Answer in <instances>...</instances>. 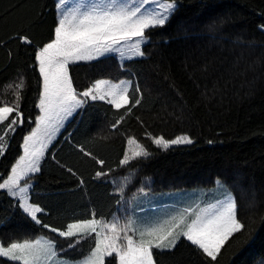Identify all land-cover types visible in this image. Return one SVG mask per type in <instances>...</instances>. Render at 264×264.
Segmentation results:
<instances>
[{"label": "trees", "instance_id": "1", "mask_svg": "<svg viewBox=\"0 0 264 264\" xmlns=\"http://www.w3.org/2000/svg\"><path fill=\"white\" fill-rule=\"evenodd\" d=\"M176 3L175 14L163 27L147 30L144 57L121 63L106 56L70 65L77 91L96 80L128 79L140 86L141 103L117 129L112 125L124 109L102 100H89L67 124L30 180L31 201L44 209L38 216L41 224L0 189L4 246L47 237L65 252L66 238L43 224L66 230L75 221L113 217L120 202L141 189L158 193L212 189L221 181L235 196L238 219L246 231L236 234L215 262L184 238L171 252L154 249V259L157 264L264 263V0ZM56 5L57 0H0V106L15 102L14 88L8 85L21 77L25 82L20 99L24 122L9 133L8 147L0 156L4 178L23 155V139L41 114L37 105L42 78L35 54L54 39ZM21 35L32 44H23ZM184 135L193 143L166 151L152 140ZM129 138L151 155L122 166L125 152L131 156L130 149H135L128 145ZM81 147L96 159L84 155ZM97 172L107 175L98 178ZM121 187L123 193L118 192ZM114 257H107L105 264H119ZM0 264L17 262L0 257Z\"/></svg>", "mask_w": 264, "mask_h": 264}, {"label": "snow or ice", "instance_id": "2", "mask_svg": "<svg viewBox=\"0 0 264 264\" xmlns=\"http://www.w3.org/2000/svg\"><path fill=\"white\" fill-rule=\"evenodd\" d=\"M56 7L58 19L54 39L39 47L35 54L42 78V91L37 105L41 114L36 118V127L23 139V155L16 160L6 178L0 175V189L17 197L18 206L36 224H41L38 214L43 213L44 209L29 202V181L32 174L40 171L45 151L63 122L83 108L89 99L103 100L117 110L124 109L112 125L113 129H117L133 108L140 105L142 99L140 86H134L132 81L113 84L108 80H96L91 87L77 92L70 75V65L96 60L111 52L125 57V50L132 53L127 59L145 56L141 46L149 40L147 30L163 27L175 14L178 5L176 0H92L87 4L81 2L69 6V0H58ZM261 29L264 30V25ZM19 39L23 44H32L26 35H21ZM8 87L14 88L15 102L12 106H0V125H3L0 132V156L5 154L8 147L9 133H14L16 127L24 122L20 111L21 93L25 87L23 77ZM152 140L165 151L173 145L193 143L187 135L171 140L163 137ZM127 143L129 146L135 145V149H130L131 156L125 152L120 161L122 166L128 165L131 160L147 159L151 155L134 138H129ZM80 151L96 159L83 147ZM97 163L102 166L104 161L97 160ZM102 175L107 173H96L98 178ZM220 187L224 199L202 208L199 205L197 208H185L168 220L144 227H137L136 221L131 219L122 227H118L117 222L101 225L95 218L68 224L66 230L42 225L60 237H75L68 244L69 249L75 248L82 239L95 233V247L82 260L60 259L55 242L42 239L12 242L8 246L0 243V257L17 264H105V257H113L115 254L114 258L118 257L119 264H157L154 249L171 252L184 238L215 262L225 245L236 234L246 231L245 224L238 219L235 196L223 185ZM123 191V187L118 189L120 193ZM98 228L101 230L98 231ZM105 232L112 235H106ZM120 233H123L126 244L118 243L121 240Z\"/></svg>", "mask_w": 264, "mask_h": 264}, {"label": "crops", "instance_id": "3", "mask_svg": "<svg viewBox=\"0 0 264 264\" xmlns=\"http://www.w3.org/2000/svg\"><path fill=\"white\" fill-rule=\"evenodd\" d=\"M96 60H93V61H96ZM72 117L68 121V123L73 120ZM32 189H33V183H32ZM32 189L30 193V199H32V191H33ZM156 193L158 192H154L150 190H143L133 195L129 199H123L118 205L117 212L113 217L109 219L95 217V219L99 221L101 225H106V224H111L113 222H117L118 227H122L124 224L128 222V220L131 219V220L136 221L137 227H144L147 224H155L158 222H163L165 220H168L170 217L176 216L179 212H181L185 208H189V207L195 208V206L194 207L192 206H189V207L182 206L181 207V205H176L175 203H172L174 205H171V203L167 201V199L165 200L162 199V196L160 193L159 194H156ZM15 198L18 200L17 197ZM209 203H214V202H209V201L208 203L201 202L200 206L205 207ZM76 222H79V221H75L72 223H76ZM97 230L100 231L101 229L98 228ZM104 234L112 235V233L110 232H105ZM129 234L131 235L132 233L129 232ZM120 235H121V240L118 241V243L126 244V241L123 239V233H120ZM75 239H76L75 237L66 238L67 240L66 245L73 242ZM94 247H95V233H93L91 236H88L85 239H82L80 243L73 249H69L67 245L65 248V252L58 249L56 245L60 259L65 258V259H70L73 261L82 260L84 257H87L90 251ZM106 258L107 257H105V260Z\"/></svg>", "mask_w": 264, "mask_h": 264}, {"label": "rangeland", "instance_id": "4", "mask_svg": "<svg viewBox=\"0 0 264 264\" xmlns=\"http://www.w3.org/2000/svg\"><path fill=\"white\" fill-rule=\"evenodd\" d=\"M58 2V0H57ZM90 3L92 2V0H69V6H73L75 4H78V3ZM178 5V4H177ZM58 10V9H57ZM149 41V40H148ZM145 45V44H144ZM144 45H142L141 47H143ZM106 56H115L118 58V60L121 62V63H126L127 61H130V60H133V59H139V58H142V57H137V56H133L131 59H127L126 57L127 56H132V53L131 52H128L127 50H125V57H121V55L119 53H116V52H111V53H107L105 54L104 56H101L99 58H103V57H106ZM144 57V56H143ZM93 61V60H92ZM92 61H80L78 63H81V62H92ZM110 81V80H108ZM122 81H131V80H128V79H124ZM113 84H118L119 82H115V81H111ZM74 86V84H73ZM79 92V91H77ZM90 100V99H89ZM88 100V101H89ZM103 101V100H102ZM86 105V104H85ZM84 105V107H85ZM83 107V108H84ZM78 109L76 113H74L72 119L75 118V116L83 109ZM71 119V117H69L67 120H65L63 122V126L59 128V130L55 133L54 135V138L52 139L51 143L48 145L46 151H45V155L44 157L42 158L41 162H40V168H41V164L46 156V153L48 151V149L53 145L55 144V142L59 139L61 133L63 132V130L65 129L64 127H66L68 121ZM173 146H178V145H173ZM40 172V171H39ZM37 172V173H39ZM35 173V174H37ZM34 175V174H32ZM23 183V182H22ZM30 183V188H29V191L27 193L28 195V198H29V202H31V199H30V193H31V189H32V182L29 181ZM220 185H223L224 187L227 188V186L219 181V183L217 184V186L215 188H212V189H189V190H184V191H172V192H163V193H160L161 196H162V199L165 200L167 199V201H169L171 203V205H174L172 203H175L176 205H181L182 206H185V207H189V206H192L195 208H197V205L200 206V203L202 202H205V203H208L209 202H216L217 200H222L224 199V193L222 192L221 190V187ZM228 189V188H227ZM229 190V189H228ZM156 194H159V193H156ZM201 207V206H200ZM202 208V207H201ZM198 210V209H197ZM39 215V214H38ZM38 239H42V240H51L50 238H47V237H39ZM37 240V239H36ZM34 241V240H33ZM60 258V257H59ZM264 264V263H262Z\"/></svg>", "mask_w": 264, "mask_h": 264}, {"label": "bare ground", "instance_id": "5", "mask_svg": "<svg viewBox=\"0 0 264 264\" xmlns=\"http://www.w3.org/2000/svg\"><path fill=\"white\" fill-rule=\"evenodd\" d=\"M65 259V258H64Z\"/></svg>", "mask_w": 264, "mask_h": 264}]
</instances>
